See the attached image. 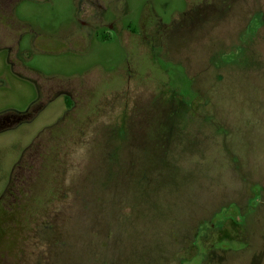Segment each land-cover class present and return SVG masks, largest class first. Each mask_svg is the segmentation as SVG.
<instances>
[{
    "label": "rangeland",
    "instance_id": "obj_1",
    "mask_svg": "<svg viewBox=\"0 0 264 264\" xmlns=\"http://www.w3.org/2000/svg\"><path fill=\"white\" fill-rule=\"evenodd\" d=\"M16 74L0 264H264V0H0Z\"/></svg>",
    "mask_w": 264,
    "mask_h": 264
},
{
    "label": "flooded vegetation",
    "instance_id": "obj_2",
    "mask_svg": "<svg viewBox=\"0 0 264 264\" xmlns=\"http://www.w3.org/2000/svg\"><path fill=\"white\" fill-rule=\"evenodd\" d=\"M23 78L22 75L16 74L15 76L6 75V80L0 79V135L10 133V136L0 138V145L25 147L26 149L39 145L41 134L37 132L38 130L36 131L34 124L47 108L54 106L57 96L60 98L64 95L65 109L67 108L68 111L73 105V100L71 95L62 92L59 86H52L50 92L49 89L46 91V95H43L42 90H38L37 95L29 103L27 102L25 107H16L12 104L11 97L13 82L16 80L24 83ZM55 121L49 124L47 128L55 127L59 120ZM42 129L44 130V128ZM34 131L35 136L29 139L30 134H33ZM13 132L17 133L16 137H12Z\"/></svg>",
    "mask_w": 264,
    "mask_h": 264
}]
</instances>
